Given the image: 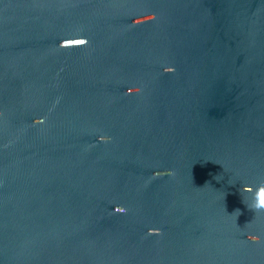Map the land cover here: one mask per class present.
<instances>
[{
    "label": "water",
    "instance_id": "1",
    "mask_svg": "<svg viewBox=\"0 0 264 264\" xmlns=\"http://www.w3.org/2000/svg\"><path fill=\"white\" fill-rule=\"evenodd\" d=\"M259 181L264 0H0V264H264Z\"/></svg>",
    "mask_w": 264,
    "mask_h": 264
},
{
    "label": "clouds",
    "instance_id": "2",
    "mask_svg": "<svg viewBox=\"0 0 264 264\" xmlns=\"http://www.w3.org/2000/svg\"><path fill=\"white\" fill-rule=\"evenodd\" d=\"M248 190H251L252 192V199L249 203L246 204L247 208L253 213L264 212V181H259L255 186V190H253L252 187L244 188L245 192ZM235 214L236 217L239 216V210H236Z\"/></svg>",
    "mask_w": 264,
    "mask_h": 264
},
{
    "label": "snow or ice",
    "instance_id": "3",
    "mask_svg": "<svg viewBox=\"0 0 264 264\" xmlns=\"http://www.w3.org/2000/svg\"><path fill=\"white\" fill-rule=\"evenodd\" d=\"M78 43H83V41H78Z\"/></svg>",
    "mask_w": 264,
    "mask_h": 264
}]
</instances>
